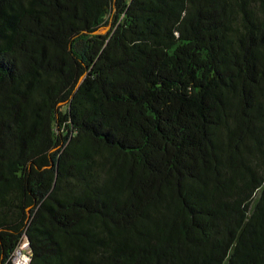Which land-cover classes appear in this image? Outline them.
Masks as SVG:
<instances>
[{"label": "trees", "instance_id": "16d2710c", "mask_svg": "<svg viewBox=\"0 0 264 264\" xmlns=\"http://www.w3.org/2000/svg\"><path fill=\"white\" fill-rule=\"evenodd\" d=\"M25 242L264 264V0H0V264Z\"/></svg>", "mask_w": 264, "mask_h": 264}, {"label": "rangeland", "instance_id": "374dc122", "mask_svg": "<svg viewBox=\"0 0 264 264\" xmlns=\"http://www.w3.org/2000/svg\"><path fill=\"white\" fill-rule=\"evenodd\" d=\"M111 28V24H108L107 26H104L102 27L99 32H102V33H106L107 31H109ZM28 245L27 242L23 243L22 246L20 247V249H24L23 251H19L18 252V259L16 260V264H25L28 260V257L30 256L28 253H27V249L28 247L26 246ZM21 260L23 261V263H21Z\"/></svg>", "mask_w": 264, "mask_h": 264}, {"label": "built area", "instance_id": "2783aa9c", "mask_svg": "<svg viewBox=\"0 0 264 264\" xmlns=\"http://www.w3.org/2000/svg\"><path fill=\"white\" fill-rule=\"evenodd\" d=\"M27 244H28V242H27ZM27 247L29 246V245H26ZM24 250V249H23ZM22 249H19L18 251H17V253H16V257H15V263H16V260L18 259V252L19 251H23ZM29 261H30V256L28 257V260H27V262L25 263V264H28L29 263ZM21 263H23V261L21 260Z\"/></svg>", "mask_w": 264, "mask_h": 264}]
</instances>
